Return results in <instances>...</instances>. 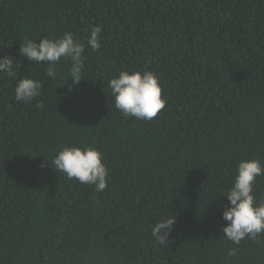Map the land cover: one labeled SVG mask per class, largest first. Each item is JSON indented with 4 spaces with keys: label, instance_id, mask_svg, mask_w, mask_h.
<instances>
[{
    "label": "trees",
    "instance_id": "1",
    "mask_svg": "<svg viewBox=\"0 0 264 264\" xmlns=\"http://www.w3.org/2000/svg\"><path fill=\"white\" fill-rule=\"evenodd\" d=\"M66 32L85 44L71 92L70 61L51 80L19 53ZM3 56L20 66L0 73V264H264V234L229 259L222 233L238 163H264V0H0ZM144 69L168 97L150 121L124 117L108 86ZM25 76L44 83L27 104L14 98ZM68 145L102 151L106 189L55 170ZM254 192L264 201V176ZM161 216H176L164 246L151 235Z\"/></svg>",
    "mask_w": 264,
    "mask_h": 264
},
{
    "label": "clouds",
    "instance_id": "2",
    "mask_svg": "<svg viewBox=\"0 0 264 264\" xmlns=\"http://www.w3.org/2000/svg\"><path fill=\"white\" fill-rule=\"evenodd\" d=\"M102 31L101 25L91 27L86 40L88 48L99 52L102 47ZM84 52L85 44L71 32L53 38L44 36L39 40L26 37L19 49L20 55L30 62L46 64V76L51 80H56L60 75L57 71L60 61H70L68 75L72 85L69 86V92L73 86L84 80ZM19 66L20 62L11 56L0 57V73L15 77V69ZM108 86L114 98L115 108L126 118L150 121L156 118L168 103V97L163 94L161 78L154 70H122L118 76L110 79ZM43 89L44 83L41 80L25 76L16 83L15 101L30 103L41 96ZM35 107L42 109L43 101L37 100ZM52 163L55 170L64 173L69 180L75 179L81 184L94 185L97 192L108 186V166L104 162L102 151L94 146H63ZM260 176H264V163L260 159L242 160L238 163L237 174L224 195L228 204L224 206L222 213L223 220L227 222L222 227V233L228 241L237 246L228 249L229 259L237 255L238 246L242 241L256 240L264 234V201L258 200L254 192L257 178ZM175 223L176 216H161L152 226V237L161 246L169 244V236Z\"/></svg>",
    "mask_w": 264,
    "mask_h": 264
}]
</instances>
